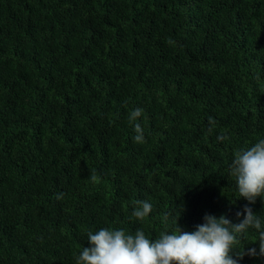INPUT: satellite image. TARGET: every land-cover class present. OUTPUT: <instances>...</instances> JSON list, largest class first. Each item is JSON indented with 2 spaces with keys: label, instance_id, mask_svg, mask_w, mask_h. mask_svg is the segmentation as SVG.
<instances>
[{
  "label": "trees",
  "instance_id": "16d2710c",
  "mask_svg": "<svg viewBox=\"0 0 264 264\" xmlns=\"http://www.w3.org/2000/svg\"><path fill=\"white\" fill-rule=\"evenodd\" d=\"M261 139L264 0H0V264H77L88 231L154 241L245 206L264 230L230 170Z\"/></svg>",
  "mask_w": 264,
  "mask_h": 264
},
{
  "label": "clouds",
  "instance_id": "9594fccd",
  "mask_svg": "<svg viewBox=\"0 0 264 264\" xmlns=\"http://www.w3.org/2000/svg\"><path fill=\"white\" fill-rule=\"evenodd\" d=\"M143 113L142 108H136L130 113L129 119L136 121ZM209 124L215 121L209 118ZM135 141L144 142V129L140 123H135ZM212 128H209V132ZM218 139H227L220 136ZM231 174L236 177L239 196L249 205L254 204L257 197L264 200V139L259 140L250 148L241 149L235 153L232 161ZM93 181L97 180L92 175ZM63 194L57 196L61 199ZM137 207L132 216L143 220L152 211V205L147 201H137ZM243 214V219L233 224L224 215L219 218L205 214L204 223L197 225L193 232L182 231L176 221L173 232L162 233L157 240L146 238L142 230L135 235H126L124 230H109L102 228L95 233L88 231L87 241L91 247H83L77 258V264H239L244 255L264 256V230L259 215L252 208L245 206L242 212L236 213L237 218ZM168 215L164 216V221ZM253 228L259 234V251L249 247L247 251H236V258L230 255L234 245L247 229Z\"/></svg>",
  "mask_w": 264,
  "mask_h": 264
}]
</instances>
